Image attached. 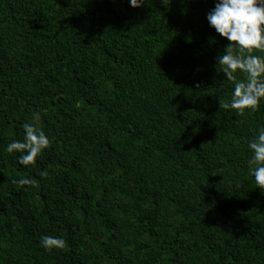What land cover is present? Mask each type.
Masks as SVG:
<instances>
[{
    "label": "trees",
    "instance_id": "trees-1",
    "mask_svg": "<svg viewBox=\"0 0 264 264\" xmlns=\"http://www.w3.org/2000/svg\"><path fill=\"white\" fill-rule=\"evenodd\" d=\"M143 2L0 0V264H264V100L221 106L216 0ZM24 124L50 141L29 165Z\"/></svg>",
    "mask_w": 264,
    "mask_h": 264
},
{
    "label": "clouds",
    "instance_id": "clouds-1",
    "mask_svg": "<svg viewBox=\"0 0 264 264\" xmlns=\"http://www.w3.org/2000/svg\"><path fill=\"white\" fill-rule=\"evenodd\" d=\"M132 8L142 7L143 0H129ZM209 25L215 32L230 43L222 55L218 57V64L223 66L224 76L234 81V90L230 104L240 115L246 110L255 111L264 100V58L253 55L252 50L264 51V0H216L215 7L207 15ZM233 49L240 53L247 51L248 55H233ZM237 71L246 73V81H236ZM23 141H13L7 146L9 153L19 152V163L29 165L50 145L49 138L43 131L32 124H24ZM252 152L250 165L256 167L252 171L255 183L264 188V128L248 143ZM47 176V172L41 173ZM21 185L30 184L28 179H21ZM63 239L43 236L41 246L46 250L62 248Z\"/></svg>",
    "mask_w": 264,
    "mask_h": 264
}]
</instances>
